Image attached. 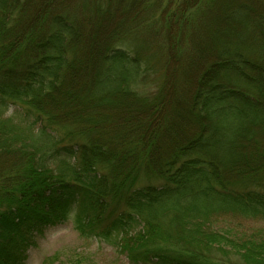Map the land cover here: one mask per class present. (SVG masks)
I'll return each mask as SVG.
<instances>
[{
	"label": "trees",
	"instance_id": "obj_1",
	"mask_svg": "<svg viewBox=\"0 0 264 264\" xmlns=\"http://www.w3.org/2000/svg\"><path fill=\"white\" fill-rule=\"evenodd\" d=\"M182 1L0 0V157L14 159L0 171V264L31 223L70 216L128 264H264V230L211 228L264 222V147L249 150L264 139V31L238 48L234 31H205L225 9L226 25L238 14L259 32L264 13L259 0ZM188 38L179 74L195 70L194 93L158 127ZM15 102L20 122L4 117Z\"/></svg>",
	"mask_w": 264,
	"mask_h": 264
},
{
	"label": "rangeland",
	"instance_id": "obj_2",
	"mask_svg": "<svg viewBox=\"0 0 264 264\" xmlns=\"http://www.w3.org/2000/svg\"><path fill=\"white\" fill-rule=\"evenodd\" d=\"M193 1V0H190ZM235 5H251L250 0H232ZM182 0H176L175 4L173 3L172 6H170V9L174 10L177 6H179L180 3H182ZM177 3V4H176ZM258 7V9L264 13V0H259V4L255 6V9ZM210 9L209 7L206 9ZM214 12V10H212ZM226 10H221L216 12V14L221 15V22L217 29L208 28L206 29L207 37H210V31H216L217 33L223 32L224 29H227L228 31L232 32L234 31V36L229 41L232 42L233 46L235 48L240 47V44L242 42H245V45H254L256 42L255 36L257 34H260L262 31H264V26L262 29L257 32V28L247 27V25H244L245 23V16L242 15H236V17H233L231 21V25H226L224 23L225 21V14ZM223 25H226L227 27H224ZM248 31L249 34H245V32ZM224 37L226 35L224 34ZM186 42H184V56L181 59V64L175 65V74L174 72H171L173 77L174 75L179 80L178 85L176 88L172 89L171 84H168L167 86V92L165 93V105L166 108L162 112V114L159 115L158 120L159 122H156V124L161 125L165 118L168 119L169 115L172 114L174 116H178V108L180 105H183V102L189 98V95H192L194 93V89L191 88L193 84L190 82H194V71L188 72V76L184 77V75L180 71L187 70V62L188 58H190V53L194 51V48H192V41L191 44L189 43L190 38L185 39ZM244 46V45H243ZM245 50H250L244 48ZM206 50V48H205ZM204 50V52H205ZM207 52V50H206ZM193 53V52H192ZM186 57V58H185ZM183 60V61H182ZM189 62V61H188ZM183 69V70H182ZM192 70V67H191ZM178 72V73H177ZM91 73V72H90ZM169 70L166 72V76L169 75ZM89 75V74H88ZM190 83L191 86H184L186 83V80ZM88 77H86V80ZM89 80V79H88ZM87 80V82H88ZM195 84V83H194ZM194 87V86H192ZM150 90V87H142L141 92L146 94L147 91ZM166 91V90H165ZM175 99V100H174ZM173 103H172V102ZM172 104L171 109L168 108ZM178 104V105H177ZM185 105V103H184ZM182 107V106H181ZM181 107L179 109H181ZM23 106L19 102L15 103H9V107L6 108L4 111V117L5 118H14L15 121L20 122L21 120L18 118L19 116L16 114V112H20V114L23 112ZM126 108L120 110L113 109L112 111L108 112L110 115L109 117L112 118V125L120 124V117L122 115L121 112H125ZM161 113V112H160ZM170 122V120L168 119ZM161 122V124H160ZM171 123V122H170ZM264 138V137H263ZM251 149L249 150L253 152H258L263 149L264 147V139L259 140V143L254 146H250ZM260 149V150H259ZM248 150V149H247ZM14 159L8 158L6 156L0 157V171L6 170L10 167V165H13ZM165 184L164 180L160 179H151L149 181L142 180L141 185H150V186H162ZM115 206V204H114ZM112 207V211L115 210L117 207ZM6 207L4 205L3 207L0 206V210H3ZM214 224L211 226L212 229L218 230V231H225L227 230L228 233H231L232 236H236L238 239L241 236H253V234L258 235L260 231L264 230V222L258 221V220H244V219H238V218H232V217H220L219 219L215 220ZM33 223H31L29 226L26 227L24 230H22L18 236H17V246H16V253L14 254V258L12 259L15 261L16 258L20 257L22 260V264H44L47 259H50L51 262L53 261V264H128L126 256L120 252L119 250H113L110 247L106 246L105 244L99 243L97 240H87L82 235L81 232L75 227L74 225V217L70 216L66 220H59L56 222H52L43 226H37L32 227ZM240 237V238H241ZM11 262V261H10ZM9 262V264H10ZM11 262V264H13ZM231 264L229 262L224 261H213L210 260L209 264Z\"/></svg>",
	"mask_w": 264,
	"mask_h": 264
}]
</instances>
